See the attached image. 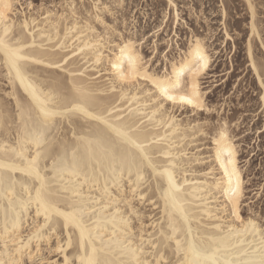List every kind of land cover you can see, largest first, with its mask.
I'll return each mask as SVG.
<instances>
[{
    "label": "bare ground",
    "instance_id": "obj_1",
    "mask_svg": "<svg viewBox=\"0 0 264 264\" xmlns=\"http://www.w3.org/2000/svg\"><path fill=\"white\" fill-rule=\"evenodd\" d=\"M166 1L168 2V0ZM246 1L248 5L251 4L250 0ZM13 2L16 9L10 14L8 23L11 29L8 37H5L6 41L12 44L13 47H19L22 49V54L42 59L46 63L61 62L62 58H67L73 51L78 53L71 56L67 64H63L66 71L48 68L45 64L32 63L31 60L20 61L19 63L22 65L21 74L25 77V82L41 84L45 90H59L67 95L69 99L74 95L67 92L72 83L84 85L94 93V107L115 109L112 112L113 117L123 116L124 121L128 123H138L142 119L144 124L141 127L148 130L150 138L158 141L153 145V148L158 150L155 158L161 163L172 160L177 164V167L171 169L176 184L181 188L180 192L175 193V195L184 209L187 222L179 212H173L171 201L165 198L168 190L166 177L154 174L149 176L150 170H145L141 174L143 179H140L134 173L131 182H129L127 176L121 178L110 173L106 166L93 164L92 169L89 170V177L94 175L98 183H94L90 178L87 183H84L85 177L83 175L76 177L65 172L64 179H58L57 183L66 186L69 191L63 193L66 199H61L60 206L64 208L72 201H85L89 208H95V212L84 215V221L93 236L99 235L105 241L109 237L121 244L125 240H130L131 246L136 247L141 243L140 236L143 235L145 252L140 254L141 260L147 259L150 261L152 259L151 256L147 255L148 241L150 239L154 243L160 241L162 239L159 236L161 229L165 231L166 235L170 233L169 223L179 229L176 233L178 238L193 240L198 247L201 246V242L204 246L211 244L212 242L207 239L209 236L217 240L223 237L220 242L227 244H236L240 241L246 242L243 235L233 236L228 231V229H238L243 225L236 218L232 199L229 198V188L234 186L235 183V178H233V185L230 186L228 176L225 174V167L229 172L232 168V165L228 163L230 157L225 145L216 143V140L219 139V131L224 129L225 125L219 127L216 130L217 132L213 134L212 155L207 158L208 160L212 159L210 166L207 169H199V165L203 163L204 159L192 154L188 149L192 143V129L173 115L174 110L184 109L195 112L206 107L204 94L200 87V79L209 69L212 57L208 52L205 40L200 37H193L188 48L180 56L168 60L169 64L167 65L169 66H166L165 72L161 74L160 72L149 71L147 68L148 66L144 63L141 53V44L135 39L134 33L125 37L114 25L109 24L112 27L105 28V24L108 23L102 14L97 11L100 5L99 1V3H94L93 12H91L92 10L83 12L79 8L81 12L77 8V4L71 1L67 12L46 11L43 14H31L30 16L17 9L19 0H13ZM121 3L123 2L119 1V6ZM253 4L250 8L252 12L250 30L252 37L255 38V36L259 37L260 34L255 21L257 17H253V9H255ZM70 5L76 7L72 8ZM105 7H108V5ZM50 12L52 15H49ZM73 12H75V15H73ZM175 13L177 14L176 11ZM45 16H47L46 20L43 18ZM97 16H99V20ZM25 20L28 21V27L22 28L21 24ZM97 24L101 26L102 31L99 30ZM117 33L121 34L123 38H120ZM113 36H116L118 41L113 40ZM17 40H19V44L16 43ZM129 40L132 44L131 53L128 50L122 52V47ZM197 42H199L200 49L208 58L207 68L202 69L195 77L199 92L198 99L203 107L194 108L192 105L183 104L179 101L176 103L165 101L164 108L156 112V105L162 99L160 88L156 84L167 86L169 93L173 95H191L193 76L189 69L193 65L198 66L199 58L195 55ZM33 44V47H24V45ZM81 48H84L83 52L80 51ZM252 49L251 41H249L248 56L250 64L261 84V74L263 72L260 73L261 65L257 64L256 57L254 59ZM129 54L137 59L138 74L134 80L130 75L128 80H122L121 74L130 73L131 71L128 61ZM0 63L1 67L4 68V78L10 85V91L6 93V96L13 100L14 107L16 99H19L22 103L26 102L28 96L24 92V86L21 85L19 79H16L14 70H11V75H9L10 67L5 62L2 53H0ZM69 73H73V75H69ZM145 73L149 77L148 79L144 78ZM141 81L147 82L151 89L140 88ZM153 81L156 83L154 84ZM261 104L264 109V101ZM153 112H156V115H153ZM54 120H61V118L56 117ZM115 122L121 123V121ZM61 123H64V121L61 120ZM227 134V145L235 154L236 167L241 177L239 216L242 218L240 203L244 195V179L238 164L237 147L228 128ZM33 135V127L27 117L21 119L16 109L15 112H12L0 96V161L5 164L11 162L23 166L26 163L25 157H35L38 149L35 144L30 142ZM61 136L62 133L57 132L54 126L45 133V143L41 144L39 149L41 155L38 163L41 175L49 183H51L49 178L56 175L53 168L61 166L62 161L60 158L65 157L69 161L71 159L70 151L66 152ZM161 152H167L170 155L165 156L160 154ZM3 172L6 177H11L15 181L14 189L17 193L25 189L32 191L34 187L39 185V181L24 172L10 173L7 168ZM100 172H103L104 175L101 176ZM106 182L107 188H105ZM4 187L7 188V181ZM134 187L136 188L135 195L132 192ZM74 192L78 194L74 195ZM33 195H35L34 192ZM141 195L144 197L143 200L140 199ZM10 199L12 198L6 194H0V261L5 262V264H8L12 259L27 260V257L22 253L13 255V250L20 248L21 240L27 243V237L36 230L38 225L44 222L43 215H35L36 206L33 204L31 209L20 217L16 227L13 228V221L16 218L15 213L19 211V208L15 203L10 205ZM129 202L135 208V215L128 214L131 211ZM146 204L158 211V218L146 216L145 212L142 211V207ZM249 219L252 218L243 220L246 222ZM6 225L10 231H5ZM49 226H52L51 222ZM189 227L191 228V234L188 232ZM63 234L65 238L71 235L75 244L79 238V229L70 225L67 229H63ZM247 239L251 238L248 237ZM5 242H7V248L4 246ZM170 243L174 245V241ZM85 244L87 245L86 240ZM114 247L118 248V245H114ZM68 252L72 253L73 249L69 248ZM163 252L165 259H175L170 248L163 249ZM183 256L184 254L181 252L179 258L182 259ZM62 258L60 256V259ZM189 258L191 259V257ZM111 259L115 261V264H120L121 259L127 258L114 254ZM76 264H79L78 259Z\"/></svg>",
    "mask_w": 264,
    "mask_h": 264
},
{
    "label": "snow or ice",
    "instance_id": "obj_2",
    "mask_svg": "<svg viewBox=\"0 0 264 264\" xmlns=\"http://www.w3.org/2000/svg\"><path fill=\"white\" fill-rule=\"evenodd\" d=\"M21 6L26 8L35 7L37 13H41L44 9V5L40 3V0H35V5L26 3ZM70 6L72 8L76 7L75 5ZM168 6L169 8H175L174 0H168ZM249 7L251 8L252 5L250 4ZM15 9L16 5L13 0H0V53H2L5 62L10 67L9 75H11V70L15 71L16 79L20 80L21 85L24 86V92L28 96V100L24 103L14 97L16 99L15 109L21 119L26 116L27 120L31 122L34 135L30 142L35 144L38 150L35 157H25L26 163L23 166L11 162L5 164L0 161V194H6L12 198L9 200L10 205L13 203L18 205L19 211L15 213L16 218L13 221V228L16 227L20 217L27 213L33 204L36 206L35 215H43L44 222L38 225L36 230L27 237V243L21 240L20 248L13 250V255L22 253V255L27 257V260L12 259L8 264H29V262L30 264H76L77 259L79 264H115V261L111 259L114 254L127 258L121 259L120 264H264V218L257 224L252 219L245 222L239 216L241 177L236 167L235 154L227 145V126L219 131V139L216 140V143L225 145L230 157L228 163L232 165V168L229 172L227 167H225V174L228 176L230 186L233 185V178H235V183L234 186L229 188V198L232 199L236 218L243 225L238 229H228V231L233 236L243 235L246 238V242L240 241L236 244H227L220 242L223 237L217 240L209 236L207 239L212 243L204 246L203 242H201V246L198 247L193 240L178 238L176 233L179 229L169 223L170 233L166 235L165 231L161 229L159 236L162 239L160 241L155 243L151 239L148 241L147 255L151 256L152 259L150 261L147 259L141 260L140 254L145 252L143 235L140 236L141 243L136 247L131 246L130 240H125L121 244L109 237L105 241L99 235L93 236L84 221V215L89 212H95V208H89L85 201H72L64 208L60 206L61 199H66L63 193L69 191L66 186L58 185L57 183L58 179H64L65 172L76 177L83 175L85 177L84 183H87L89 178L94 183H98L94 175L89 177V170L92 169L93 164L106 166L110 173L116 174L121 178L127 176L129 182H131L134 173L137 177L143 179L141 174L145 170H150L149 176L154 174L166 177L168 190L165 198L171 201L173 212H179L185 222H187L184 209L175 195L181 190L180 186L176 184L175 177L171 171V169L177 167V164L172 160L161 163L155 158L158 150L154 149L153 145L158 143V141L150 138L148 130L141 127L144 124L142 119L138 123H128L124 121L123 116L113 117L112 112L115 109L109 110L107 108L94 107V93L84 85L72 83L67 92L74 95L69 99L67 95L59 90H45L41 84L25 82V77L21 74L22 65H20V61L31 60L32 63L45 64L48 68L66 71L63 68V64H67L71 56L78 53L73 51L67 58H62L61 62L47 63L42 59L22 54L21 48L13 47L5 39L11 29L8 23L10 14ZM97 11L99 12V9ZM49 15H52V13L50 12ZM73 15H75V12H73ZM253 17H255L254 9ZM43 18L46 20L47 16ZM179 18V13H177L176 20L179 21ZM97 19L99 20V16H97ZM21 27L27 28L28 21L25 20ZM111 27V25L105 24V28ZM117 35L123 38L121 34L117 33ZM16 43L19 44V40ZM33 46L34 44L24 45V47ZM131 49L132 44L131 40H129L121 51L128 50L131 53ZM80 51L83 52L84 48H81ZM195 55L199 58L198 66L193 65L189 69L193 76L191 95H173L169 93L167 86L156 84L160 88V97H162L156 105V112L164 108L165 101H172L173 103L179 101L183 104L192 105L194 108L203 107L198 99L199 92L195 77L202 69L207 68L208 58L200 49L199 42L196 45ZM261 59L264 62V54H262ZM128 61L131 71L130 73H122V80H128L129 75L134 80L138 74L137 59L129 54ZM69 75H73V73H69ZM144 78H149L146 73ZM153 83L155 84L156 82L153 81ZM260 86L264 89V78L261 79ZM260 100L264 101V94L260 96ZM156 112H153V115H156ZM56 117H60L64 123H61V120H54ZM115 121H121V123H116ZM54 126L57 132L62 133V143L66 152L70 151L71 159L69 161L65 157L60 158L62 161L61 166L53 168V172L56 175L49 178L51 180V183H49L41 175L38 160L41 155L40 146L45 143V133ZM160 154L170 155L167 152H161ZM5 168L10 173L21 171L28 176H32L39 181V185L34 187L32 191L25 189L17 193L14 189L15 181L11 177H6L3 172ZM100 175L103 176L104 173L100 172ZM6 181L7 188L4 187ZM105 188H107V182L105 183ZM33 192L35 195H33ZM132 192L135 195V187ZM73 194L78 193L74 192ZM143 198V195H141L140 199L143 200ZM153 203L155 202L153 201ZM129 209L131 211L128 214L135 215V208L130 202ZM50 222L51 227L49 226ZM70 225L79 229V238L75 244L71 235L65 238L63 234V229H67ZM5 231H10L7 225L5 226ZM188 232L191 234L190 227ZM248 237L251 239H247ZM172 241H174V245L170 243ZM114 245H118V248L114 247ZM4 246L8 247L7 242H5ZM69 248L73 249L72 253L68 252ZM169 248L175 259H165L163 249ZM181 252L184 254L182 259L179 258ZM48 255H56V259H47L46 256ZM60 256L63 258L60 259ZM0 264H5V262L0 261Z\"/></svg>",
    "mask_w": 264,
    "mask_h": 264
},
{
    "label": "rangeland",
    "instance_id": "obj_3",
    "mask_svg": "<svg viewBox=\"0 0 264 264\" xmlns=\"http://www.w3.org/2000/svg\"><path fill=\"white\" fill-rule=\"evenodd\" d=\"M71 1L83 12H93L94 3L99 1V14L108 24L116 26L125 37L134 33L149 71L164 73L168 62L180 56L193 37L205 40L212 57L209 69L200 79L206 107L195 112L174 110L173 115L192 129V143L188 149L204 159L199 169L210 166L212 159L207 158L212 155L213 134L222 125L227 126L237 147L244 179L240 215L260 223L264 218V111L260 100L264 89L251 67L248 43L251 41L253 57L261 65L260 73L263 72L261 77L264 78L261 59L264 54V0H250L254 3L260 38L251 35L252 12L246 0H174L175 8H169L166 0H40L44 5L41 13H37L35 7L21 6L35 5V0H19L17 9L27 16L46 11L62 13L68 11ZM119 1L123 2L120 6ZM175 11L179 13V21ZM98 28L102 31L100 25ZM112 38L118 41L116 36ZM4 75L0 63V96L15 112L13 100L6 96L10 85ZM143 82L140 88L151 89ZM142 211L146 216L158 218V211L148 204ZM46 258L56 259V255Z\"/></svg>",
    "mask_w": 264,
    "mask_h": 264
}]
</instances>
